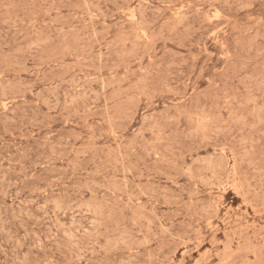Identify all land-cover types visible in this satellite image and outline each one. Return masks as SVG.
Masks as SVG:
<instances>
[{
    "label": "rangeland",
    "instance_id": "obj_1",
    "mask_svg": "<svg viewBox=\"0 0 264 264\" xmlns=\"http://www.w3.org/2000/svg\"><path fill=\"white\" fill-rule=\"evenodd\" d=\"M0 264H264V0H0Z\"/></svg>",
    "mask_w": 264,
    "mask_h": 264
},
{
    "label": "bare ground",
    "instance_id": "obj_2",
    "mask_svg": "<svg viewBox=\"0 0 264 264\" xmlns=\"http://www.w3.org/2000/svg\"><path fill=\"white\" fill-rule=\"evenodd\" d=\"M215 15V14H214ZM215 16H217V15H215ZM131 17V16H130ZM128 18V17H127ZM215 18V17H214ZM128 19H131V18H128ZM2 104V103H1ZM225 156V155H224ZM230 157V156H229ZM211 158V157H210ZM232 160V159H231ZM227 162H228V160H227ZM229 170V169H228ZM210 183V182H209ZM226 187V186H225ZM88 214V213H87ZM62 216V215H61Z\"/></svg>",
    "mask_w": 264,
    "mask_h": 264
}]
</instances>
